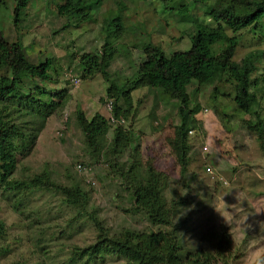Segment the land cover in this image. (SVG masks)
<instances>
[{
	"label": "rangeland",
	"instance_id": "1",
	"mask_svg": "<svg viewBox=\"0 0 264 264\" xmlns=\"http://www.w3.org/2000/svg\"><path fill=\"white\" fill-rule=\"evenodd\" d=\"M56 1L30 0L15 25L11 15L14 0H5V13L0 9V28L8 41L19 39L32 63L51 59L49 80L35 83L40 88L63 92L59 105L42 122L34 143L27 152L16 155L8 174L22 181L41 176L48 186L42 184L20 194L17 205L16 198L0 193V219L5 229L0 238V264H66L72 248H83L95 239L96 231L86 212L92 211L110 234L125 229H168V225L153 224L142 212L135 211L128 198L127 184L143 183L148 174L147 162L162 175L159 185L165 204L186 202L175 205L173 217L177 225L179 222L186 250L192 245L202 247L199 236L210 229L226 233L231 242L233 256L221 264H254L258 255L259 264H264V139L260 145L244 127L246 115L231 102L232 86L219 85L215 94L213 86L188 85L190 106L196 103L199 110L194 115L196 127L188 132V160L183 170L171 147L179 121L177 101L163 97L157 88L142 87L131 92L135 114L124 119L121 126L132 131L133 140L130 148L117 157L121 176L101 155L96 156L85 146L76 117L77 112L86 116L94 111L106 114L101 103L106 76L95 72L82 78L79 71L84 64L78 57L101 49L102 19L108 11H119L123 32L113 41L116 52L106 72L110 80L121 82L134 74L146 43L157 45L165 53L186 50L194 21L209 20L202 10L212 0L196 6L190 0H179L190 9L183 21L172 9V3L178 0H101L93 6L94 19L88 22L58 16ZM236 35L239 38L234 60L250 50H260L252 77H262L264 31L246 27ZM68 70L80 80L76 87L64 76ZM5 111V118L36 124L8 104ZM111 135L108 131L100 138L98 153L106 150ZM203 145L206 150H202ZM129 160H136L135 171L126 172ZM55 185L77 186L87 194L81 217L75 218L77 208L64 202ZM102 261L96 264H119L111 259Z\"/></svg>",
	"mask_w": 264,
	"mask_h": 264
},
{
	"label": "trees",
	"instance_id": "2",
	"mask_svg": "<svg viewBox=\"0 0 264 264\" xmlns=\"http://www.w3.org/2000/svg\"><path fill=\"white\" fill-rule=\"evenodd\" d=\"M29 1L14 0L11 11L14 25L20 20ZM100 2L101 0H57L54 5L58 16L75 17L79 21L88 22L94 19L93 6ZM190 2L196 6L203 0ZM172 7L178 12L179 21L186 19L190 11L186 4L178 0L172 3ZM0 9L4 10V13L8 9L5 0H0ZM202 13L209 20L207 23L194 21L186 50L165 53L157 45L146 43L141 47L143 59L137 64L134 74L121 82L110 80L106 72L116 52L113 41L119 39L123 32L119 11H108L102 19L101 49L96 53L87 52L78 57V61L84 64L79 71L82 78L92 76L95 72L106 76L104 80L107 86L101 103L110 101V113L115 119L134 116L136 107L131 92L138 88H157L163 97L177 101L179 121L171 147L181 170L185 168L188 160V132L196 127L194 115L199 110L196 103L190 106L186 91L190 83H195L196 87L213 86L215 94L219 85L232 86L231 102L246 115L244 127L256 136L260 145L264 139V74L259 78L252 77L261 52L250 50L238 61L233 58L239 38L236 34L240 30L251 27L264 31V0H212L211 4L204 7ZM225 31H229L233 36H228ZM52 67L49 58L30 62L21 41H8L0 28V70L3 71L0 74V193L16 198L15 205L18 204L20 194L30 192L42 184L48 186V181L41 176L22 181L8 177V174L13 169L16 155L27 152L34 143L45 117L59 105L63 92L40 88L35 83L48 81ZM57 69L61 70L60 67ZM7 104L14 111L28 115L36 124L30 125L27 121L20 123L5 118ZM76 117L83 143L89 151L96 156L101 155L110 169L117 171L120 176L123 175L117 157L126 148H130L132 131L121 125H111L97 111L87 116L77 112ZM108 131H111L112 135L107 148L98 153L100 138ZM132 149L135 153V149ZM147 163L148 174L143 183L127 184L129 201L135 211L142 212L151 223L165 224L169 228L156 231L125 229L117 234H110L102 228L92 211L86 212L96 231L95 239L83 248H72L66 264H96L102 263L104 259L115 260L119 264H221L233 256L227 234L210 229L199 236L202 247L192 245L190 249L184 248L179 222L177 225L173 217L175 205L182 206L186 202L173 201L167 206L160 194L162 175L150 162ZM136 164V160H129L126 172L135 171ZM54 187L60 191L67 205L77 208L75 218L81 217L80 211L85 210L87 194L77 186ZM4 231L0 219V238ZM2 249L0 247V251Z\"/></svg>",
	"mask_w": 264,
	"mask_h": 264
},
{
	"label": "built area",
	"instance_id": "3",
	"mask_svg": "<svg viewBox=\"0 0 264 264\" xmlns=\"http://www.w3.org/2000/svg\"><path fill=\"white\" fill-rule=\"evenodd\" d=\"M64 76L68 79L69 83L73 86L76 87L79 84V78L72 73L70 70L64 72ZM104 110L106 111V114L103 115L105 119L110 123L111 125H123L124 124V119L119 117L117 119L113 118L110 110H111V103L110 101L106 102L103 105ZM207 146L203 145L202 150H206Z\"/></svg>",
	"mask_w": 264,
	"mask_h": 264
},
{
	"label": "clouds",
	"instance_id": "4",
	"mask_svg": "<svg viewBox=\"0 0 264 264\" xmlns=\"http://www.w3.org/2000/svg\"><path fill=\"white\" fill-rule=\"evenodd\" d=\"M254 264H259V255L256 257V260L254 261Z\"/></svg>",
	"mask_w": 264,
	"mask_h": 264
}]
</instances>
